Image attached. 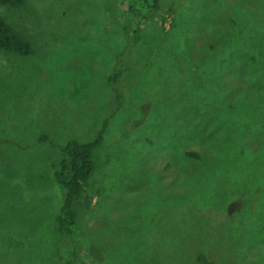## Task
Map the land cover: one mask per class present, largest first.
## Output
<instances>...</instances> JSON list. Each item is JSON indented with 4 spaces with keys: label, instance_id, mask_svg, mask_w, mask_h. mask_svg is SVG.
I'll return each instance as SVG.
<instances>
[{
    "label": "rangeland",
    "instance_id": "374dc122",
    "mask_svg": "<svg viewBox=\"0 0 264 264\" xmlns=\"http://www.w3.org/2000/svg\"><path fill=\"white\" fill-rule=\"evenodd\" d=\"M0 18L33 49L0 52V264H264V0ZM102 132L64 237L61 149Z\"/></svg>",
    "mask_w": 264,
    "mask_h": 264
},
{
    "label": "trees",
    "instance_id": "16d2710c",
    "mask_svg": "<svg viewBox=\"0 0 264 264\" xmlns=\"http://www.w3.org/2000/svg\"><path fill=\"white\" fill-rule=\"evenodd\" d=\"M141 5L149 10L160 6L162 0H139ZM25 0H1L3 5L19 7ZM0 52H14L20 56H31L33 49L31 45L22 40L15 30L0 18ZM120 72H118V75ZM114 79V78H113ZM116 80V79H114ZM103 141V132L92 142L82 143L69 141L62 147L63 161L55 173L56 183L64 189L65 197L60 212L56 218L59 232L64 236H70L69 226L77 217L74 204L79 199L84 183L90 179L94 170L92 160L93 151ZM195 156V155H194ZM195 264H215L203 252L197 256Z\"/></svg>",
    "mask_w": 264,
    "mask_h": 264
}]
</instances>
